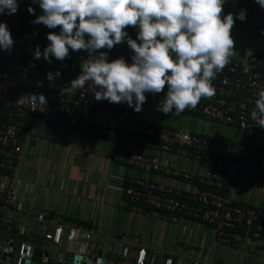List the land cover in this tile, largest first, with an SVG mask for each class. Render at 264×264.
I'll return each mask as SVG.
<instances>
[{
    "label": "built area",
    "instance_id": "2783aa9c",
    "mask_svg": "<svg viewBox=\"0 0 264 264\" xmlns=\"http://www.w3.org/2000/svg\"><path fill=\"white\" fill-rule=\"evenodd\" d=\"M17 2L15 14L0 15L14 40L11 51L0 50V264H65L67 256H71L68 264H264V209L240 204L236 195L213 190L226 189L239 169L245 173L263 170L264 153L248 151L241 143H222L181 127L150 122L126 103L98 102L90 82L83 89H72L71 81L91 57L86 51L69 49L64 61L50 55L49 63L43 57L50 44L47 35L59 34V28L32 23L43 14L38 3ZM30 6L35 15L28 12ZM126 30L136 38L134 28ZM37 45L39 60L33 55ZM133 54L124 42L108 52V58L110 62L123 57L131 64ZM244 56L232 55L212 81L214 97L202 98L195 109L180 114L233 127L251 138L264 137V129L251 119L254 101L264 89V52L254 51L247 61ZM57 71L61 75L48 81L47 73ZM166 91L167 87L160 94L146 93L142 107L157 111ZM32 94H43L46 105L32 103ZM28 117L105 138L111 161L147 175L174 178L177 187L129 175L116 190L131 201V215L178 228L184 236L179 251L146 247L135 236H107L100 225L85 227L36 208L33 177L20 175ZM165 155L185 162L195 159L205 169L176 170L164 160ZM49 181L66 191L64 178L51 175ZM34 249L38 252L33 253Z\"/></svg>",
    "mask_w": 264,
    "mask_h": 264
},
{
    "label": "clouds",
    "instance_id": "9594fccd",
    "mask_svg": "<svg viewBox=\"0 0 264 264\" xmlns=\"http://www.w3.org/2000/svg\"><path fill=\"white\" fill-rule=\"evenodd\" d=\"M43 14L32 23L49 32L50 44L43 57L64 61L69 49L86 51L91 58L81 65V74L71 81L72 89L91 83L96 101L126 103L137 113L146 103V93L167 91L157 111L183 113L195 109L202 98H212L216 76L229 63L235 42L231 31L236 20L246 19L245 10L222 16L225 0H32ZM264 9V0H255ZM17 0H0V15L18 11ZM28 12L35 15L31 6ZM136 30L133 39L127 30ZM264 34V33H262ZM126 42L134 53L129 64L121 57L109 62L108 52ZM14 40L6 23L0 22V50L11 51ZM105 50V51H101ZM98 53V55H94ZM34 58L39 60L37 45ZM253 55L246 50L244 59ZM245 72L248 68L245 67ZM61 74L47 73V80ZM32 103L46 105L43 94L29 96ZM251 119L264 129V89L258 93Z\"/></svg>",
    "mask_w": 264,
    "mask_h": 264
},
{
    "label": "crops",
    "instance_id": "0c3cea01",
    "mask_svg": "<svg viewBox=\"0 0 264 264\" xmlns=\"http://www.w3.org/2000/svg\"><path fill=\"white\" fill-rule=\"evenodd\" d=\"M241 10H245L246 19L243 22L236 20L232 28L231 35L235 42L233 55L243 56L249 49L264 52V9L255 0H225L222 16L229 12L239 13ZM183 128L200 134L190 126ZM23 136L20 175L23 177L31 174L33 177L36 208L87 222L91 226L100 225L107 236H135L146 247H161L170 253L179 251L184 237L182 240L173 238L163 244V232L168 226L152 219H139L137 215H131L130 206L126 207L125 200L116 190L121 179L129 175L177 187L174 178L167 175H147L111 161V148L107 139L44 122L38 117L25 119ZM256 138L262 144L261 149L256 148L255 138L242 145L248 151L264 153V137ZM164 160L176 170L189 173L205 169L195 159L185 162L180 157L165 155ZM51 175L56 179L66 180V191L59 190L49 181ZM227 186L224 189L226 194L236 195L238 203L264 209V169L257 173H245L239 169Z\"/></svg>",
    "mask_w": 264,
    "mask_h": 264
},
{
    "label": "rangeland",
    "instance_id": "374dc122",
    "mask_svg": "<svg viewBox=\"0 0 264 264\" xmlns=\"http://www.w3.org/2000/svg\"><path fill=\"white\" fill-rule=\"evenodd\" d=\"M23 1V0H21ZM31 1L32 0H28ZM136 112V111H135ZM141 116L145 119L149 120L150 122H155L157 124H162L166 126H175L181 127L183 126H190L201 136L206 138H210L213 140H217L222 143H241L246 145L248 142H251V137L245 136L238 132L236 129L222 126L220 124H216L214 122L204 121L201 119H194L192 117L186 116L184 114H175V113H168L164 114L162 112L156 111L154 108L151 107H142V110L138 112ZM199 134V135H200ZM258 138H255L254 141L256 142L255 146L258 149L262 148V144ZM254 142V143H255ZM163 244H166L168 240L177 238L181 239L184 237L178 228H173L172 226H168L166 230L163 232ZM223 258H226L222 255ZM221 256V257H222Z\"/></svg>",
    "mask_w": 264,
    "mask_h": 264
},
{
    "label": "trees",
    "instance_id": "16d2710c",
    "mask_svg": "<svg viewBox=\"0 0 264 264\" xmlns=\"http://www.w3.org/2000/svg\"><path fill=\"white\" fill-rule=\"evenodd\" d=\"M254 52V51H253ZM215 192H217L218 194H222V195H225L226 192L223 188H220V189H213ZM125 202H126V207H129L131 205V201H129L126 197H122ZM74 222L76 223H79L85 227H91V225L87 222H82V221H78V220H75V219H72Z\"/></svg>",
    "mask_w": 264,
    "mask_h": 264
},
{
    "label": "water",
    "instance_id": "95a60500",
    "mask_svg": "<svg viewBox=\"0 0 264 264\" xmlns=\"http://www.w3.org/2000/svg\"><path fill=\"white\" fill-rule=\"evenodd\" d=\"M36 252H38V250L37 249H34L33 250V253H36ZM64 260L67 261L68 263H70L71 262V256L65 257ZM72 261L73 262H76V258H74V260H72ZM68 263H65V264H68Z\"/></svg>",
    "mask_w": 264,
    "mask_h": 264
}]
</instances>
